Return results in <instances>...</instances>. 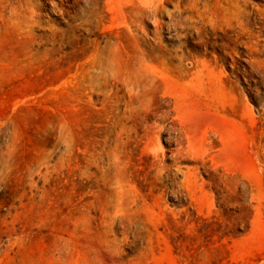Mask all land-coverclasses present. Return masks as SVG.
<instances>
[{
    "label": "rangeland",
    "instance_id": "1",
    "mask_svg": "<svg viewBox=\"0 0 264 264\" xmlns=\"http://www.w3.org/2000/svg\"><path fill=\"white\" fill-rule=\"evenodd\" d=\"M0 264H264V0H0Z\"/></svg>",
    "mask_w": 264,
    "mask_h": 264
},
{
    "label": "bare ground",
    "instance_id": "2",
    "mask_svg": "<svg viewBox=\"0 0 264 264\" xmlns=\"http://www.w3.org/2000/svg\"><path fill=\"white\" fill-rule=\"evenodd\" d=\"M230 3V2H229ZM236 5V4H235ZM243 6V5H242ZM231 7V6H230ZM235 9H236V7H235ZM246 10V9H245ZM226 12V11H225ZM233 12V11H232ZM240 12V11H239ZM232 14V13H231ZM236 14V13H235ZM241 14V13H240ZM239 15V14H238ZM238 15H237V17H238ZM233 16V15H232ZM241 16V15H240ZM248 16V15H247ZM235 17H236V15H235ZM255 18V17H254ZM235 20V19H234ZM238 20V19H237ZM237 22H239V21H237ZM241 22V21H240ZM243 22V21H242ZM252 23V22H251ZM249 25V24H248ZM241 26V25H240ZM240 26H239V28H240ZM245 26V25H244ZM238 28V27H237ZM232 29V28H231ZM243 30V29H242ZM251 30V29H250ZM232 31V30H231ZM239 31V30H238ZM246 31V30H245ZM248 32V31H247ZM241 34V33H240ZM240 36V35H239ZM247 36V35H246ZM218 39V38H217ZM110 46V45H109ZM109 46H107V48L106 49H109L108 47ZM114 48V47H113ZM103 49H105V48H103ZM104 51V50H103ZM101 52V51H100ZM107 52V51H106ZM104 53V52H103ZM101 55H102V53H100ZM114 54V53H113ZM108 57V56H107ZM114 59V58H113ZM103 61H104V64H106V65H109L110 64V61H109V58H106L105 60L103 59ZM111 63H113V62H111ZM101 64H102V62H101ZM112 66V65H111ZM106 72L108 71V70H105ZM111 71V70H110ZM106 72H104L103 71V73H106Z\"/></svg>",
    "mask_w": 264,
    "mask_h": 264
}]
</instances>
